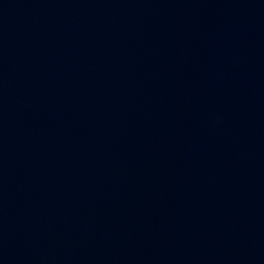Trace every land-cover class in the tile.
Returning a JSON list of instances; mask_svg holds the SVG:
<instances>
[{
	"label": "water",
	"instance_id": "water-1",
	"mask_svg": "<svg viewBox=\"0 0 264 264\" xmlns=\"http://www.w3.org/2000/svg\"><path fill=\"white\" fill-rule=\"evenodd\" d=\"M0 264H264V0H0Z\"/></svg>",
	"mask_w": 264,
	"mask_h": 264
}]
</instances>
